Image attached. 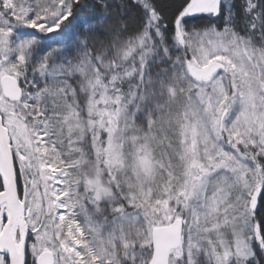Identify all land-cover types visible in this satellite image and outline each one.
I'll use <instances>...</instances> for the list:
<instances>
[{
  "label": "snow or ice",
  "instance_id": "snow-or-ice-1",
  "mask_svg": "<svg viewBox=\"0 0 264 264\" xmlns=\"http://www.w3.org/2000/svg\"><path fill=\"white\" fill-rule=\"evenodd\" d=\"M0 264H264V0H0Z\"/></svg>",
  "mask_w": 264,
  "mask_h": 264
}]
</instances>
